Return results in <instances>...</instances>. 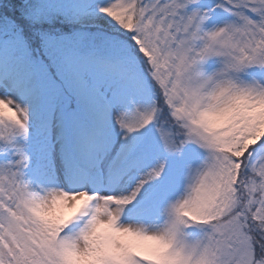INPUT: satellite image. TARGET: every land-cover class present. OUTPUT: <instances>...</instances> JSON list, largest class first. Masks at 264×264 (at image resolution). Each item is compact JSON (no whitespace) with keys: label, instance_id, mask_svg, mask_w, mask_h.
Listing matches in <instances>:
<instances>
[{"label":"snow or ice","instance_id":"6c2138e0","mask_svg":"<svg viewBox=\"0 0 264 264\" xmlns=\"http://www.w3.org/2000/svg\"><path fill=\"white\" fill-rule=\"evenodd\" d=\"M0 264H264V0H0Z\"/></svg>","mask_w":264,"mask_h":264}]
</instances>
